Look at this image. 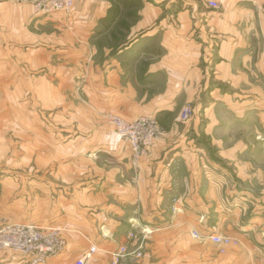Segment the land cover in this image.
<instances>
[{
	"label": "crops",
	"instance_id": "0c3cea01",
	"mask_svg": "<svg viewBox=\"0 0 264 264\" xmlns=\"http://www.w3.org/2000/svg\"><path fill=\"white\" fill-rule=\"evenodd\" d=\"M208 1L74 0L42 15L0 0V47H58L93 115H149L163 130L135 163L94 120L86 183L58 198L53 224L28 223L63 230L67 247L47 264L92 245L86 264H112L124 244L119 264H264V0ZM186 104L195 113L182 121ZM70 174L78 184L79 167ZM212 234L239 243L222 253Z\"/></svg>",
	"mask_w": 264,
	"mask_h": 264
},
{
	"label": "rangeland",
	"instance_id": "374dc122",
	"mask_svg": "<svg viewBox=\"0 0 264 264\" xmlns=\"http://www.w3.org/2000/svg\"><path fill=\"white\" fill-rule=\"evenodd\" d=\"M10 2L33 9L29 3ZM17 38L14 48L0 47V228L46 217L53 224L58 198L69 197L72 188L87 181L94 120L97 129L105 124L110 134L116 133L107 112L95 116L89 111L85 79L58 69V47L36 39L23 46ZM76 166L78 184L70 182ZM19 257L0 248V264H18Z\"/></svg>",
	"mask_w": 264,
	"mask_h": 264
},
{
	"label": "built area",
	"instance_id": "2783aa9c",
	"mask_svg": "<svg viewBox=\"0 0 264 264\" xmlns=\"http://www.w3.org/2000/svg\"><path fill=\"white\" fill-rule=\"evenodd\" d=\"M19 3H29L36 14L50 15L56 12H70L74 0H11ZM209 5L218 8L214 0ZM193 109L186 104L181 110L182 121L190 120ZM107 120L113 130L130 145L134 162L149 153L156 145L163 131L158 120L149 115L140 116L134 120H127L115 112L106 113ZM198 236V232H194ZM211 239L221 244L220 252L226 251V246L238 244L239 240L230 236L212 234ZM134 239L135 234L131 233ZM67 247V240L63 230L58 226H40L22 222H10L0 228V248L16 251L21 254V264H47L51 258L61 254ZM98 250L92 245L87 253L79 257L74 264H86V261ZM129 244L122 245L112 253V264H119L121 259L129 254Z\"/></svg>",
	"mask_w": 264,
	"mask_h": 264
}]
</instances>
